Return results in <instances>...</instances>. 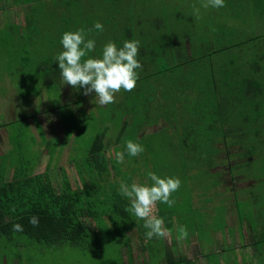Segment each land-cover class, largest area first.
I'll return each instance as SVG.
<instances>
[{"label":"trees","instance_id":"trees-1","mask_svg":"<svg viewBox=\"0 0 264 264\" xmlns=\"http://www.w3.org/2000/svg\"><path fill=\"white\" fill-rule=\"evenodd\" d=\"M14 1H17L16 5H21L20 14L23 20H21L20 16V24H16L6 17L8 12L5 9L12 8ZM45 1L48 0H7L3 5L5 9L0 2V17L7 19L4 23L2 22L0 27V56L6 55L14 59L21 56V60H24L27 65L32 60L34 61V57H37V72L40 73L42 78V88L44 86L51 91L49 88L59 89L62 87L64 91H68L66 94L70 91L74 94L73 97H69L67 101L64 100L60 104L59 111L62 113V117L60 116L55 123H48L42 126L39 137L44 142L40 144V152H44V154L35 155L34 160L38 161L36 167L25 166L23 170L15 168L13 172L9 171L8 176L11 175L9 179L6 174L8 166L10 165L11 168L13 162H9L10 164L6 163L9 156L6 157L7 152L2 153L0 148V246L5 247L4 242H1V240L7 241L8 247H15L19 251L14 252L17 258L21 257L22 250L28 251L30 248L35 249L37 247H57L65 243H70L72 247L76 248L79 246L81 251L87 253L103 242L104 229L111 232L113 226L116 225L119 229L120 227L124 228L122 238L113 239L111 237L112 234L109 233L110 237H107L104 244H106V247L119 248L118 251H120L121 255L117 264H132V238L127 233L137 235L139 239L145 238L147 230L143 226L144 222L142 220L138 221L132 214L125 211L130 202L119 192L107 191L103 198L100 193L86 183L85 179L82 182L85 190L80 186L74 188L66 166L62 164V160L60 161L61 155L68 147L65 141L67 132L65 130L66 137L62 140L59 139V136L63 134L62 132L59 133V136L58 134L56 136L55 132H53L56 125L66 126L67 130L73 128L69 136L76 135L78 138H83L82 136L87 131V127L90 126L95 113L90 112V114L87 113L83 117L85 112L84 105L82 110L79 109V111H73L72 107L77 104L78 110L81 104L87 102L86 108L89 105L93 106L92 108L97 106L101 113H105V108H108V106L102 107L92 102V99H95V94L86 99L83 94V88L66 86L60 77L58 62L55 60V57L63 50L60 41L64 32L77 31L81 28L86 32L90 28L88 18H83L85 16L83 10L69 12L70 8L77 6L83 0H65V7H61L63 10L60 14L61 19L52 26H47L48 24L43 21L45 14L43 13L44 9L40 10V6L42 7V3ZM116 3L121 5L122 1L118 0L116 2L115 0L109 5V8H112L109 11V15H113L115 10L118 9ZM225 5V7L221 8L228 10L230 17H225L220 19V21L215 18L207 29L212 37L219 35L218 45L212 47L211 38L209 37L196 42L197 50H194V54H198V57L196 56L197 58L193 59L192 62L196 61L197 64L198 61H206L203 64H197L196 71L190 72V74L197 77L189 82H182L183 84L180 87L177 84L181 82L177 80L175 82L173 75L175 73L181 79L183 67L190 60L183 62L182 58L186 56L180 57L178 52H174V59H177L171 65H165L160 70H149L151 64L155 63L149 60L144 61L141 56H150L151 53H153L152 56L154 55L153 58L159 53L165 56L166 39L164 38L162 46H158L157 51L149 49L147 41L151 39L148 35L150 32L147 33L142 28L139 30L132 28V24H130L132 17L136 18L138 16L130 14V12H126L122 8L119 9V14L124 19L125 25L123 28L117 29L121 30L117 34L114 33V43L118 47H122L125 40H138L140 42V50L137 59L143 65V69H137L138 74H140L135 90L131 92L122 91L121 100L119 103H112L113 107H118L121 112L127 115V118L134 119L135 127H138L137 131H135L137 135L143 131L142 128L148 122L140 119V116H150V113L151 126L153 127V131L150 132L163 131V129L174 127L180 123L176 108L184 103L185 99L189 97L191 90H198V97L204 99H199L201 103L199 101L195 102L194 113H201L200 121L205 123L207 131L210 132V137L205 138L204 141L210 142L212 149L196 156L206 166L209 165L203 170L207 176L209 174L208 178L214 179L216 177L218 179V182L214 184L216 190L225 185L224 181H227V179L224 176L231 175L235 190L233 203L235 208L236 204L251 205L248 210L245 207L235 209L241 224L246 220L248 221L250 229L248 234L250 237L247 238L242 234L240 236L241 240H249L248 245L232 248L224 240L223 250L218 251L217 247L212 246V239L218 232H222L223 235L226 225L223 226L222 230H219L220 226L214 230L211 227L206 230L203 223L217 221L218 216L209 221L205 218V215H201V220H197L200 224H191L187 227L189 233L187 239L190 240L191 236L196 233L201 240V237L210 239L208 244L211 247L204 251L205 246L208 244L203 245L202 251L200 250L196 257L189 258L184 252L179 250V243L173 242L174 244L169 250L167 248L158 249L159 257L163 258V255L166 256L165 264H226L221 261L222 257L227 258L226 262L228 264H264V192L259 191L256 194L252 191L255 184H264V172L260 171L261 169L256 165L258 150L254 146L256 140H261L264 144V54H259L256 51L254 55L240 54L235 59H233L232 54L234 48H239V51H242L241 48L246 47V43L264 39L263 34L259 31L264 25V0H225ZM134 6L131 8L137 10L136 7L138 5L135 4ZM26 7L30 11H27ZM144 9L146 8L144 7ZM164 19L165 24H169V13L165 11ZM144 22L146 21L139 19L137 27L142 26ZM160 23L159 18L154 20L156 26ZM114 27L115 25L112 29ZM216 29H219L218 33ZM247 30L251 35H246V39H244L246 41H243ZM88 35L87 38L91 39ZM202 36L196 37L200 38ZM185 40L189 42L191 40L190 36ZM40 41L45 46L44 49L41 48ZM182 44L184 45V42ZM146 48L148 50L144 51ZM247 52L249 51L247 50ZM216 54L221 56V64L218 66V71L213 67L212 63H209L210 59ZM179 70L181 71L179 72ZM164 74L165 76H163ZM201 78H204L205 82L196 83L197 79ZM164 80H168L169 85ZM156 81H159L161 89H158L153 83ZM170 82H173L172 85ZM65 108H69V110H65ZM116 115L119 116L115 112H111L112 117ZM236 119L243 120L242 125L235 124ZM121 120L122 124L119 127L118 137L114 138L113 145L116 148L114 147V150H111L113 153H110L109 143L106 142L109 128L104 132H99L100 129L96 128L87 149L77 158L69 155L71 157L66 163L70 162L76 165L79 177H84L85 173L90 176H94V174L103 176L104 174L110 175L114 169L119 172L121 169H130V165L127 163V157L130 158V155H128L126 148L121 146L130 122L123 121L122 118ZM95 125L97 126L98 124ZM157 125L160 128H154ZM55 131L57 133V130ZM193 131L194 128L191 127L189 132ZM137 135L134 136L135 139L146 136ZM108 139H111V136ZM248 139L254 142L250 144ZM195 140L178 148L181 158L189 161L193 158L195 159V157L188 158L184 154L186 149L196 146ZM132 141L135 142L136 140ZM244 142L248 144L245 146ZM224 149L230 159L228 151L230 149L235 150L232 154L235 158L232 162L235 165L231 166L229 161L228 164L224 165L228 166V171L219 172L215 158ZM117 151L125 153L123 163H117L115 159V152ZM47 154L49 156L45 171L37 173V169L42 165L43 159ZM142 154L144 153L140 155ZM138 156H135V159L134 157L130 158L132 162L129 161L134 166V172H136L135 168H139L137 167ZM1 158H3L7 167L6 171L3 169L5 167ZM20 162L29 163V161ZM156 162L157 160L155 159L154 163ZM238 169H241V171H238ZM50 172H53L54 175H61L62 180L59 185L54 184ZM261 173L263 174L262 176ZM250 180L253 183H249ZM133 181H135V178ZM128 184L130 185L131 183ZM243 200H246L247 203L244 204ZM225 204H227V201H225ZM159 207L160 212L166 214L161 204ZM253 214H258L259 217L262 216L263 218H254ZM32 216L39 218V225L36 227L29 223V219ZM227 220L229 222V213ZM255 220H259V222L257 223ZM15 224H21L23 231H14L13 226ZM166 226L170 230L172 223L166 224ZM119 229L115 230L119 231ZM154 238L147 243L148 247L146 246L151 251H153L152 243ZM249 246L255 250V253L252 254L247 249ZM172 247L176 248L177 251L173 252ZM243 247L246 249L243 250ZM98 251L102 253L101 250ZM228 251L235 253L234 261H231L232 258L228 255ZM125 252H127L129 257L128 263L124 261ZM216 252L217 255L222 253L221 260L211 263L208 260L204 261L207 255H214Z\"/></svg>","mask_w":264,"mask_h":264},{"label":"rangeland","instance_id":"rangeland-1","mask_svg":"<svg viewBox=\"0 0 264 264\" xmlns=\"http://www.w3.org/2000/svg\"><path fill=\"white\" fill-rule=\"evenodd\" d=\"M114 1L115 0H83L82 2L78 3V5L80 6L77 5L69 9V12H79L83 10L85 14L83 18H88V23L90 25L89 29H93L91 32L86 30V33L89 34V38L94 39L96 42V47L94 51L89 53V56L95 57L97 55H101L103 46L109 41L114 42V33L117 34V32L121 31L117 29H120V27L123 28V26L125 25L124 19L119 14V9L122 8V10L130 12V14L138 16L136 17L137 19L130 16L132 17V22L130 23L132 24V28H135L136 30L142 28L145 32H150L148 33V35L149 37H151V39L147 41L149 49L157 51L158 46H162L164 38L166 39L165 56H162L160 53L154 58V55L152 56L153 53H151L150 56H141L142 60H149L150 62L155 63L151 64L149 70H160L162 67H165V65H171L177 59H174V52H178L180 57L186 56L182 58L183 62H188V60H190L183 67L181 79L180 77H177L175 73L173 75L175 82L176 80L181 82L177 84L179 85L178 87L183 84L182 82H189L193 78H196L197 76L190 74V72L196 71L197 64H203L206 61L201 60L198 61L197 64L196 61L192 62L193 59L198 57V54H194V50H197L196 42H200V40H202L203 38L209 37L211 38L212 47L214 45H218L219 35L215 37L209 35V32L207 31L208 25H210L215 18L220 21V19L230 17V12L228 10L211 7L205 9L201 7L200 0H121L122 4L118 5L120 3H116V7L118 6V9L115 10L113 15H109V11L112 9L111 7L109 8V5ZM0 2L3 6L7 2V0H0ZM116 2H118V0H116ZM16 4L17 1H14L12 8L5 9V6L3 7L8 12L6 17L10 18L14 23L20 24L21 20H23L20 14L21 5ZM135 4L139 6L136 7L137 10L131 8ZM193 5L200 8L202 19L197 20L194 18ZM61 7H65V0H48L42 3V7L40 6V10L42 11L44 9L43 13L45 14V19L43 21L48 24L47 26H52L53 24L55 25L56 21L61 19L60 14L61 12H63ZM144 7L146 9H144ZM23 8L25 9V7ZM27 11L30 10L27 8ZM164 11L166 13H169V24H165ZM24 12L26 13V11ZM46 16L48 18V21L50 22L47 21ZM157 18H159V21H161L158 26L154 24V20ZM139 19L141 21L145 20L146 22H144L142 26L137 27L139 24ZM6 20L7 19L0 17V27L2 26V22L4 23ZM96 22H100L103 24V31H97L94 29V25ZM114 25L115 27L112 29ZM259 31L261 32V34H263L262 36L264 38V25ZM216 32L218 33L219 29H216ZM248 34L249 36L251 35L247 30L245 32L244 38L242 37L243 41H246L244 39H246V35ZM201 35L203 36L200 38L196 37ZM189 36L191 40L188 42V40L185 39ZM169 38H171V40H169ZM263 40H256L255 42L253 41L250 43H246L247 48L244 46L243 48H241L242 51H239V48H234L232 52L233 59H235L237 55H244L245 53L254 55L256 51L259 54H264V47H262L264 46ZM183 42L184 45L182 44ZM40 45L41 48L44 49L45 46L43 45L42 41H40ZM148 48H146L144 51H147ZM247 50L249 52H247ZM34 58V61L32 60L30 64L27 65L25 64L24 60H21V56L15 59L9 58L6 55L0 56V140L2 141V143L0 141V148L2 147L3 150L7 151L6 157L9 156V158L6 160V163L8 164L9 162L11 163V161L13 162L11 168L10 165L8 166L7 174L5 173L9 179L11 176H8L9 171L13 172L15 168L23 170L25 166H30L31 168L36 167L38 165V161L34 160L35 155L40 156V154H44V152H40V144L44 141L42 138H37L36 135L39 136L42 126H45L48 123H44L43 125L37 124L36 113L32 110L26 109L31 105L30 98L37 97L39 100L36 103L40 107L44 106L48 109H54L59 108L60 104L64 100L67 101L69 97H73L74 94L72 91L66 94V92L68 91H64L62 87L59 89L49 88L51 89V91H49L48 88L44 86L42 88V78L40 76V73L37 72V57ZM209 63H212L213 67L218 71V66L221 64L220 54H216L213 58H211ZM180 71L181 70H179V72ZM40 72L42 71L40 70ZM163 76H165V74ZM204 80V78H201L195 81L196 83L205 82ZM164 81L169 85L168 80ZM153 83L158 87V89H161L159 81ZM172 83L173 82H170L171 85ZM195 86L199 87L198 85ZM198 92V90H191L189 97L185 99L184 103L180 104L178 108H176V113L179 115L178 120L180 121V123L174 127L163 129V131L161 130L157 132H150L153 131V127L151 126L152 122L150 113V116H140V119L147 120L148 122L147 125H144V127L142 128L143 131L137 135L135 131H137L138 127H135L136 123L134 122V119L127 118V115L121 112L118 107H113L112 104L107 105L108 108H105V113H101L97 106H95L94 108H92V106L86 109L87 102L81 104L78 110L77 104L72 107L73 111H79V109L82 110V107L84 105L85 112L83 113V117L87 113H95L90 126L87 127V131L82 136L83 138H78L76 135L69 136V133L73 130V128L67 130L66 126L62 127L61 125H56L55 130H57V133L55 130H53L56 136L57 134L59 136V131L63 133L59 136L60 140L66 137V134L64 133L65 130L67 132L68 138L66 137L65 141L67 142L68 147L61 155L60 161L62 160V164L66 166L69 178L74 188L80 186L85 190V187L82 183L85 179L86 183L93 189H95L98 193H100L104 198L105 192H119L121 182L132 183L134 178L136 182H139L141 184H150L151 181L147 176V173L149 171L155 172L162 178L177 177L181 180L180 189L172 195V198L176 200L175 206L169 208L166 204L163 203H158L156 206V215L164 218L165 227H167L166 224L172 223V228L170 229V237L159 239L154 238L152 243L153 251H151L147 248V243L150 240H146V237L139 239L137 235L127 233L128 236L132 238V264H165L166 256L163 255V258L159 257L158 249L167 248V250H169V248L174 243H179V250L184 252V254H186L189 258L196 257L199 254L200 250L202 251L203 245L208 244L210 239H204L203 237H201V240L197 237L198 235L196 233L191 236L190 240L185 239L178 242L176 237L177 229L180 226L188 227L191 224H200L198 221L201 220V215H205V218H207L209 221H212L214 217L218 216L217 221L203 223V225L206 227V230H208L210 227L212 228V230H214L219 228L218 226H220L219 230H222L223 226L226 225L224 232L225 235L224 233L222 235V232H218L213 236L212 239L211 244L212 246L217 247L218 251L223 250L222 246L224 240L225 243L232 248H239L243 245L249 244V240L240 239L241 234L246 236L247 238L250 237L248 234V231L250 230L248 221L246 220L243 224H241L237 216V211L235 209H237L238 207H245V209L248 210L251 208V205L243 206L242 204H236L235 208L233 204L235 198V190L233 188L234 183L231 180V175H225L224 177L227 179V181H224L225 185L216 190V186H214V184L218 182V179L215 176L214 179H211V177L208 178L209 174L207 176L205 174V171L203 170L209 165L206 166V164H204V162H202L201 159H199V157L197 158L196 156L198 154L211 151L212 149L211 143L207 142L206 140V142L204 141L205 138L210 137V132L207 131L205 123L200 121L201 113H194L195 102L199 101V99H204L198 97ZM94 94L95 93L93 92L90 95ZM87 96L89 95H86V97ZM121 96V92L116 94L115 103H119L122 98ZM42 97L44 100L40 99ZM11 103L14 104L13 106L15 108L13 112H9ZM199 103L201 102L199 101ZM200 105L202 106V104ZM65 110H69V108H65ZM111 112H115L119 116L116 115L115 117H112ZM58 115L62 117V113L60 111L58 112ZM121 118L123 119V121L125 120L127 122H130L128 125L129 128L126 133V137L122 140L121 146L126 148L125 142L131 139L136 140L135 142L141 144L144 148V151L142 152L144 154L137 157V167L139 168H135L136 172H134V166L133 164H130V162H132L130 161V158H133V156H130V158L127 157V163L130 165V169H121L120 172L114 169V171L110 175L104 174L103 176L97 174H94V176H90L89 174L85 173L84 177H79L76 165L70 162L66 163L67 160H69V157L74 156L75 158H77V156H80V154L87 149L90 141L92 140V134L96 128L98 130L100 129L99 132L107 131V129L109 128V131H107L108 137L106 139V142L109 143L110 153H113L111 150H114L115 147L113 144L114 140L118 137L119 127L122 124ZM242 121L243 120L241 119H236L234 123L237 125H242ZM231 122L233 123L232 119ZM49 123H55V121H50ZM72 124H74V122H72ZM95 124L98 125L96 126ZM35 125H37V128H35ZM1 126H3V128ZM33 127L34 130H32ZM93 127L95 128L93 129ZM157 127L159 126L157 125L154 128ZM191 127L194 128L193 132H189V129H191ZM135 135L146 136L135 139ZM110 136L111 139H108ZM194 139H196L194 141L196 143V146L186 149L184 151V154L188 158L195 157V159L193 158L191 159V161H189L181 158V154L178 151V148L183 147V145L186 143L190 144ZM248 142L251 144V142L254 141L248 139ZM254 143V146L258 150V160L256 162V165L259 169H261L260 171L264 172L263 141L256 140V142ZM247 144V142H244L245 146ZM121 146L120 148L122 149ZM145 147L147 148L148 152ZM234 152L235 150L233 149H230V151H228L231 159L229 158L225 149L216 156V167H218L217 170L219 172L226 170L228 171V166L224 165L228 164L229 161L231 166L235 165L232 162V160H235L232 155ZM48 156L49 154L45 155L42 165L36 171L37 173H42L45 171ZM107 156L110 157L109 154H107ZM55 157H57V155H55ZM1 159L3 161V158ZM155 159L157 160L156 163H158L156 166V163H154ZM20 161H29V163ZM3 166L5 167L3 169L6 171L7 167L5 166L4 161ZM238 171H241V169H238ZM50 173L51 179L54 181V184L59 185L62 180L61 175L59 174L58 176V174L54 175L53 172ZM262 175L263 174L261 173V176ZM249 183H253V181L250 180ZM252 191L256 194L259 191L264 192V184H255V186L252 188ZM225 201H227V204H225ZM243 203L246 204L247 201L243 200ZM160 204L164 207L166 214L160 212ZM228 213L229 222H227ZM252 216L254 218L259 217L258 214H253ZM263 217L260 216L259 219H262ZM173 218H175L174 223ZM255 221L257 223L259 222V220ZM115 229L119 228L115 225L113 226L111 232H108V230L104 229V234L102 236L104 237L103 242L99 245H96L97 248L91 249L87 253L81 251L79 249V246L76 248L72 247V244L70 243H65L62 246L57 247H37L35 249L30 248L28 251L22 250L21 252L23 253H21V257L17 258L15 257L14 252L19 251L16 250L15 247H8L7 241L1 240V242H4L5 247L3 248L0 246V264H117L119 256L121 255L120 251H118L119 248H114L112 246L106 247V244H104L107 240V237H110L109 233L112 234L111 237L113 239L122 238L124 228L120 227L119 231ZM210 247L211 245H206L204 251L208 250ZM172 249L173 252L177 251V249L174 247H172ZM242 249L244 250L246 248L243 247ZM247 249L252 254L255 253V250L251 248V246L247 247ZM98 250H101L102 253ZM210 253L212 254V252ZM211 254H209L210 256L207 255L204 261L208 260V262L211 263L221 260L222 253H220V255H217V252L214 255ZM228 255L232 258L231 261H234L235 253H231L230 251H228ZM124 259L125 263H128L129 257L127 255V252H125ZM226 260L227 258L222 257L221 261L228 264Z\"/></svg>","mask_w":264,"mask_h":264},{"label":"clouds","instance_id":"clouds-1","mask_svg":"<svg viewBox=\"0 0 264 264\" xmlns=\"http://www.w3.org/2000/svg\"><path fill=\"white\" fill-rule=\"evenodd\" d=\"M200 6L207 8L225 7V0H200ZM193 16L202 19L200 8L193 5ZM103 24L96 22L94 29L103 31ZM93 29H88L91 32ZM60 43L63 50L55 57L60 69V77L64 84L73 88H83L84 95L95 93L93 103L99 106H107L116 101V94L122 91H134L137 86L139 74L137 69L142 70L143 65L137 59L139 55L138 40H125L122 47L109 41L102 49L99 57L93 58L89 53L94 51L96 42L88 39L83 28L77 31H66L63 33ZM87 57V59H85ZM126 150L130 156H138L144 148L141 144L131 139L126 142ZM125 153L115 152L117 163L124 162ZM150 184H141L133 181L130 185L126 182L120 183L119 192L130 202L125 208L126 212L132 214L138 221L144 222L146 240L155 238H168L170 230L165 227V220L156 215L158 203L166 204L172 208L176 200L172 198L173 193L181 187V180L177 177H161L155 172L147 173ZM175 218H173V223ZM29 223L34 227L39 225V218L32 216ZM14 231H23L21 224L13 226ZM186 226L177 229V241L188 238Z\"/></svg>","mask_w":264,"mask_h":264},{"label":"crops","instance_id":"crops-1","mask_svg":"<svg viewBox=\"0 0 264 264\" xmlns=\"http://www.w3.org/2000/svg\"><path fill=\"white\" fill-rule=\"evenodd\" d=\"M86 96V95H85ZM92 95H89L87 96L86 98H90ZM31 99V105L29 107H27L26 109L28 110H32L36 113V121H37V124L39 125H43L44 123H49L50 121H57V119L60 117L58 115V112H59V108H52V109H48V108H45L44 106L40 107L36 102L39 100L37 97H32L30 98ZM41 100H44L43 97L40 98ZM14 104H10V108H9V112H13V110H15ZM91 107V105L87 106V108ZM86 108V109H87ZM5 116V114H4ZM7 124V123H6ZM37 125H35V128ZM3 128V126H1ZM32 130H34V127L32 128ZM60 133V131H59ZM5 135H8V134H5ZM37 138H40L38 135H36ZM41 139V138H40ZM1 141V140H0ZM2 143V141H1ZM2 149V153L4 152H7L6 150H3V148L1 147Z\"/></svg>","mask_w":264,"mask_h":264}]
</instances>
